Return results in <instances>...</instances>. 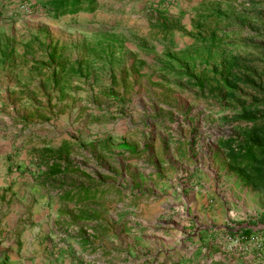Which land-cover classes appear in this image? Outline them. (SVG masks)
<instances>
[{
    "label": "rangeland",
    "instance_id": "obj_1",
    "mask_svg": "<svg viewBox=\"0 0 264 264\" xmlns=\"http://www.w3.org/2000/svg\"><path fill=\"white\" fill-rule=\"evenodd\" d=\"M97 1L0 0V264H168L184 178L264 203L259 171L230 184L214 151L258 118L264 0ZM189 143L204 172L185 176Z\"/></svg>",
    "mask_w": 264,
    "mask_h": 264
},
{
    "label": "crops",
    "instance_id": "obj_2",
    "mask_svg": "<svg viewBox=\"0 0 264 264\" xmlns=\"http://www.w3.org/2000/svg\"><path fill=\"white\" fill-rule=\"evenodd\" d=\"M257 103L258 104L253 103L244 107L245 112L254 113L258 111V118L243 123V145L236 149L232 147V140L221 139L217 142L218 145H216L214 150L221 156L218 162L225 165L221 173L226 174L227 172V175L233 173L232 177L228 178L231 181L230 184L237 181L236 178L238 177L236 175L243 177L242 169L248 170L255 168L259 171V176H262V179H259L260 181L256 183L264 185V97ZM190 144L191 143L185 145L187 148V154L185 156L187 158L190 156L194 161L192 165H189L192 163L190 162L191 160L187 162V159L184 157H181V160L177 159V157L172 158V160L177 162L175 166L181 164L184 167V173H181V175L185 176L194 174L193 170H195V172H204V168H202L198 162L201 160L199 157L200 155H192L196 149H189ZM165 164L166 163H163V165ZM182 166L179 168L182 169ZM159 167L161 169V166ZM161 172L164 174L163 170H161ZM158 178L170 181L169 179L167 180V176L165 178V174L164 177L162 176L161 178V176H159ZM184 181L183 184H180L181 188L179 189L177 187L175 190L176 193L173 195H177L176 203L178 207L176 208V212L178 213L173 212L174 214L171 216L170 210H164L166 212L161 219H158L163 222L162 220L169 217H171V220L176 218L181 226L175 236V243L172 245V248H170V250L176 249L174 254L177 255L169 258L168 264H253L255 259L252 254H248L242 258L233 257L226 249H223V235L225 229L230 228L228 226L232 227L231 230L240 229L244 230L246 233L263 231L264 203L259 202L258 197H256L254 202H251L252 206L246 209L244 206L246 202L243 200L244 196L237 190H231L230 192L218 191L216 192L218 197L207 199V195L206 197L201 196L209 190L206 191L204 189L199 194L194 188L191 189L194 186L190 184L187 178H184ZM161 182H163V180H161ZM150 184H152L153 189H158L155 185L161 186V183L155 184L152 182ZM257 188L259 190L264 189L260 185ZM248 189L249 187L246 184L244 192ZM262 193L264 194V190ZM238 194L241 195V199L237 197ZM160 204L166 205L168 209L169 206H172L169 197ZM236 208L247 211H245V214L237 215L239 212L235 211ZM187 225L194 226L185 228ZM152 238H154V240H160V237L156 235Z\"/></svg>",
    "mask_w": 264,
    "mask_h": 264
},
{
    "label": "built area",
    "instance_id": "obj_3",
    "mask_svg": "<svg viewBox=\"0 0 264 264\" xmlns=\"http://www.w3.org/2000/svg\"><path fill=\"white\" fill-rule=\"evenodd\" d=\"M225 229L223 235V249L233 257H244L252 254L253 264H264V230L246 233L244 230L232 227Z\"/></svg>",
    "mask_w": 264,
    "mask_h": 264
},
{
    "label": "trees",
    "instance_id": "obj_4",
    "mask_svg": "<svg viewBox=\"0 0 264 264\" xmlns=\"http://www.w3.org/2000/svg\"><path fill=\"white\" fill-rule=\"evenodd\" d=\"M48 8L49 12L59 17L66 14H75L80 11H93L97 8V0H40ZM53 165V164H52ZM54 169L50 172L51 176L61 174L66 168ZM56 168V169H55ZM68 169V168H67ZM66 169V170H67Z\"/></svg>",
    "mask_w": 264,
    "mask_h": 264
}]
</instances>
